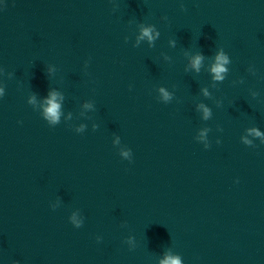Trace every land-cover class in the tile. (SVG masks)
<instances>
[{
	"label": "clouds",
	"instance_id": "9594fccd",
	"mask_svg": "<svg viewBox=\"0 0 264 264\" xmlns=\"http://www.w3.org/2000/svg\"><path fill=\"white\" fill-rule=\"evenodd\" d=\"M143 35L147 36L150 40L152 39V36L150 34V29H144L143 30ZM202 57L201 56H197L194 61H193V66L196 67L197 69L199 68L200 62H201ZM216 65L213 67L212 71L215 73V78L216 79H223V77L221 76V73L226 71V69L223 67V65L225 63H227V59L223 54H220L216 57ZM163 91V90H161ZM165 96H167V93H165ZM48 104L50 105L47 109H46V113L48 114V116L55 120L58 117V108L59 105L57 103H55V96H52V99H50L48 101ZM205 114L207 115V109H205ZM259 134V133H257ZM162 264H180L178 259H174V258H168L167 260H165L164 262H162Z\"/></svg>",
	"mask_w": 264,
	"mask_h": 264
}]
</instances>
